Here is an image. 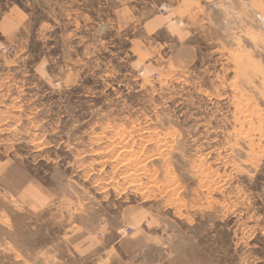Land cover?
Listing matches in <instances>:
<instances>
[{
	"label": "rangeland",
	"instance_id": "obj_1",
	"mask_svg": "<svg viewBox=\"0 0 264 264\" xmlns=\"http://www.w3.org/2000/svg\"><path fill=\"white\" fill-rule=\"evenodd\" d=\"M0 264H264V0H0Z\"/></svg>",
	"mask_w": 264,
	"mask_h": 264
}]
</instances>
